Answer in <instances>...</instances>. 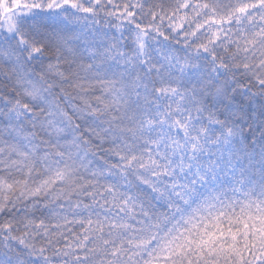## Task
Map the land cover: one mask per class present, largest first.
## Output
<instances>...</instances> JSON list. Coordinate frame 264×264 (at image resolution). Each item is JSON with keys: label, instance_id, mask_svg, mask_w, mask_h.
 <instances>
[{"label": "snow or ice", "instance_id": "6c2138e0", "mask_svg": "<svg viewBox=\"0 0 264 264\" xmlns=\"http://www.w3.org/2000/svg\"><path fill=\"white\" fill-rule=\"evenodd\" d=\"M0 264H264V0H0Z\"/></svg>", "mask_w": 264, "mask_h": 264}]
</instances>
